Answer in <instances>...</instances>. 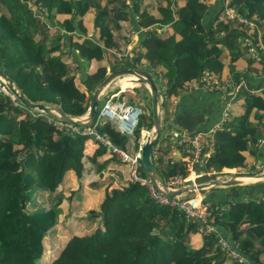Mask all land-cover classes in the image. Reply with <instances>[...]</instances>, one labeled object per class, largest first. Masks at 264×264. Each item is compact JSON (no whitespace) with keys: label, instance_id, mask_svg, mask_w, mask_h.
Instances as JSON below:
<instances>
[{"label":"trees","instance_id":"1","mask_svg":"<svg viewBox=\"0 0 264 264\" xmlns=\"http://www.w3.org/2000/svg\"><path fill=\"white\" fill-rule=\"evenodd\" d=\"M144 1L0 0V68L33 100L75 114L86 110L90 94L77 87L69 63L83 68L106 55L116 58L114 50L127 40L119 28H151L138 31L142 50L131 66L160 70L169 96L183 91L205 69L220 73L227 65L226 78L246 77L234 63L239 58L248 71L263 73L241 43L249 38L257 44L258 32L235 19L215 22L221 1ZM230 4L263 29L264 43V0ZM162 25L166 27L157 31ZM261 61L264 66L263 52ZM126 65L112 63L111 70ZM92 74L94 87L106 75L105 64L96 65ZM236 95L243 108L216 130L206 162L216 173L224 166L229 171L244 168L247 153L256 157L263 147L264 88L241 87ZM33 111L0 89V264H36L37 259L38 264H264V182L259 197L230 202L216 215L246 263L228 256L213 232L201 233L194 246L191 236L198 232V222L156 202L112 147L90 134L68 135ZM150 114L142 116L136 137L143 125L150 126ZM97 129L126 148L128 136L114 122L106 120ZM134 147H139L137 139ZM156 151L153 160L161 175L163 169L168 178L185 174V164L173 159L168 144L160 142ZM251 169L246 172L255 171ZM138 173L145 176L142 165ZM87 190H99L100 198L94 199L97 207L85 210ZM243 218L249 222L245 231L239 227ZM56 232L60 244L47 257V243Z\"/></svg>","mask_w":264,"mask_h":264},{"label":"built area","instance_id":"2","mask_svg":"<svg viewBox=\"0 0 264 264\" xmlns=\"http://www.w3.org/2000/svg\"><path fill=\"white\" fill-rule=\"evenodd\" d=\"M230 1L231 0H227L224 3V7L217 15L215 22L221 19H235L239 24L252 28L255 25L254 21L250 20L244 13H241L233 7L230 4ZM141 28L131 27L132 33L136 32L137 36L138 31L149 30V27ZM258 38L259 41L257 44L253 43L249 38H246V41H244L243 44L248 46L250 54L255 58L257 63H261L262 52L264 54V43H261L260 41V32H258ZM246 85L247 80L245 77L238 81H234L232 78H223V80L219 81L214 76H210L208 71H203L199 78L191 79L187 83V88L189 90L201 89L216 92L219 95L224 108L223 119H226L229 116L227 109L231 107V99L233 100L239 89L241 87H246ZM116 86L114 85L115 89L105 92V98L97 108V113L90 126L82 127L65 120L51 117L36 110V112L33 111L32 114L33 116L45 115L49 122L57 127H60L62 131L68 135L90 134L93 135L95 139L112 147V150L118 152L121 159L128 163L129 173L132 179L144 184L151 197L156 202L169 207H175L176 209L182 211L186 217L198 222L199 233H215L218 237V243L221 249L228 256L248 263V259L242 254L238 246L239 244L235 240L226 237L221 232L216 222V215H221L223 213L226 209L225 205L204 194H195L188 197H169L157 190L146 175L142 176L138 173V167L141 165L140 145L145 139L148 128L141 127L139 137H136L135 130L139 125L140 115L145 112V109H143L139 104L130 103L127 97L121 95V92L124 89H132L134 86L133 84L126 85L125 88H122L120 82L118 81ZM0 89L4 92L6 91V88L2 83H0ZM106 120L114 122L117 128L129 137V141L134 142L137 139L139 141L138 149H132L130 151L127 148V143L125 149L119 148L107 137H103L98 132L97 126ZM224 121L226 120H221L222 126ZM221 127L216 125L214 128L208 130L199 128L193 131L183 130L179 127L170 129L169 136L171 138V144L178 149L180 160L185 164L186 170L185 174L177 173L170 176L169 181H167L169 184L177 186L188 182H195L194 179L202 175L210 173L215 174V169L211 171L212 169L210 170L205 168V164L208 157L214 151L216 130ZM158 144L153 148V157L157 156L156 150L158 148ZM235 170L245 171L242 167Z\"/></svg>","mask_w":264,"mask_h":264},{"label":"water","instance_id":"3","mask_svg":"<svg viewBox=\"0 0 264 264\" xmlns=\"http://www.w3.org/2000/svg\"><path fill=\"white\" fill-rule=\"evenodd\" d=\"M244 11V8H240ZM133 76V83H141L146 86L151 108V123L144 141L140 145V162L146 177L161 193L169 197H188L195 194H207L216 188H226L240 185H255L264 182V167L257 171H223L215 176L198 182H188L181 185H171L165 181L157 170L153 160V148L158 144L160 134L164 126L169 123L165 119V97L160 85L155 81L154 73L141 66L126 65L110 70L98 81L91 91L88 106L80 114L70 113L61 109L58 105L36 101L29 97L18 87L14 79L0 68V82L5 86L7 93L16 98L21 105L29 110L40 111L51 117L65 120L79 126H90L97 113L99 103L107 88L114 79L123 76Z\"/></svg>","mask_w":264,"mask_h":264},{"label":"crops","instance_id":"4","mask_svg":"<svg viewBox=\"0 0 264 264\" xmlns=\"http://www.w3.org/2000/svg\"><path fill=\"white\" fill-rule=\"evenodd\" d=\"M210 1H211L210 4L213 5L214 3L220 0H210ZM163 28L165 27H162L161 29ZM161 29L159 28V31ZM237 60H241V58ZM243 63H244L243 60H241V63L237 66V69L240 72L243 71V73L247 74V76L245 77L247 80L246 87L252 91L262 90L264 88V80H262V78H264V70L262 74H258V71L257 72L248 71L247 68L242 67ZM255 67L259 70L264 69V66H261V63H256ZM124 79H127V78H124ZM124 79L119 81L122 88H125L126 85L134 84L130 79H127V81ZM250 85L252 88L249 87ZM113 86L114 85H110L108 88H111ZM139 90L144 91L143 88H140ZM107 91L108 89L106 90V92ZM133 91H134L133 89H124L121 92V95L127 97V95L129 93H132ZM169 97H171L170 98L171 100L168 99L169 106L171 108V113H170V116L167 117L166 116L167 108H165V119L170 122L167 123L162 129L158 143L162 142V144H168L169 154L173 157L174 160H178L180 159L178 149L174 145L171 144V138L169 136L171 128L179 127L187 131H193L199 128L208 130V129L214 128L216 125H219L221 127L222 126L221 120H227V118L223 119L224 118V108L220 101L219 95L216 92L201 90V89L189 90L188 88H185L183 91L177 94H173ZM149 105L150 104H148V106L145 107L146 111L144 112V114H147V115L150 114L151 108ZM234 106H236L240 110L243 108V105L242 103H240V101L239 102L234 101ZM149 118H151V114ZM142 127L149 128L146 125H143ZM134 142H131L128 139L127 144L128 146L133 144V149H135ZM262 145L263 147H261L262 149L260 148L259 153L256 157L249 153H247L246 155V160H247L246 165L247 166L251 164L254 165L255 167H251L252 165L250 167L254 168L255 171L261 170L264 167V163L261 166L260 164L256 163V161H252L253 158L259 161H261V159L264 158V143L263 142H262ZM250 161L251 163H249ZM205 168L210 169V170L212 169L211 171L214 170V168H209L207 164H205ZM227 169H231V168L224 166L221 172L227 171ZM261 184L262 183H259V185L255 184L252 187H250L251 185H240V187L234 186V188L230 190L229 189L223 190V188H216V189H212L213 191L210 190L205 195L211 197L212 199H216V201L226 206V205H229V203L226 202L227 199L231 200V202H235L237 200L247 201L249 200V198L256 199L257 197L261 195V192H262V187H260ZM90 194L92 196H96V198L97 197L100 198L99 190H96L95 192L90 193ZM248 225H249V222L245 218H243L241 222L239 223V227L244 229V231ZM219 229L221 230L223 234L226 233V235L224 234L226 237L231 239L229 230H227L222 225H221V228L219 226ZM191 241L194 246H198L201 242V233H199V231L194 233L191 236Z\"/></svg>","mask_w":264,"mask_h":264},{"label":"rangeland","instance_id":"5","mask_svg":"<svg viewBox=\"0 0 264 264\" xmlns=\"http://www.w3.org/2000/svg\"><path fill=\"white\" fill-rule=\"evenodd\" d=\"M221 1V4L218 5V7L216 8V10L214 11V13L216 15L219 14V12L223 9L224 7V3L227 1V0H220ZM206 3L210 4V0H205ZM144 3H149L150 5H155L157 3V0H145ZM133 17L136 18V16L133 14ZM162 27H166V25H162ZM143 28V27H142ZM141 28V29H142ZM159 28L161 29V27H157V31H159ZM149 29H151L149 27ZM252 29H255L257 32H260L262 33L263 32V29H261V27L259 25H257V23H255V25L252 27ZM121 36L124 37L125 35V38L127 37V40L125 41V43L122 44V46L120 48H117L116 50H114L115 54H116V58H114L112 55H109V56H104V58L101 60V61H97V62H94L92 61L91 63H86L85 66L83 68H80V67H74V64L73 62L71 61L69 63V67L70 69H74V73H75V78H74V81L77 85V87H79L81 90H84L86 92V94H91V91L93 90V84L94 81L93 80V77H91V75H93L92 73L94 72L95 70V67L96 65H99V64H105V69H106V73L109 72L111 70V65L112 63H116V62H120V63H125L127 65H136L137 64V55H138V52L142 50L141 48V41L138 39V37L136 36V32L132 33V30H131V26H129L128 28V31L126 29H121L119 28V31H118ZM90 33H88L87 36H90ZM244 41H246V39H242L241 40V43H243ZM245 45V44H244ZM66 57V56H65ZM67 59L70 61L71 57L70 56H67ZM80 60L81 61H85L84 58L80 57ZM234 63L237 64V66L241 63V60H236ZM256 65V64H255ZM143 67V66H141ZM146 67V66H145ZM237 68V67H236ZM155 77H156V82L160 85L161 89L163 90L164 92V97L166 98L165 99V108H167L166 110V116L169 117L170 116V113H171V108L169 106V100H171L167 93H166V89L168 88V84L166 82H164L165 78L162 77L161 75V72L160 70H152L150 69ZM230 68L226 65L225 68L222 70V72L220 73H217V72H214V71H211V70H208V69H205L204 71H208L210 73V76H214L215 78H217L219 81L223 80V78H226L225 77V74H227L229 72ZM125 76V75H123ZM123 76H120L116 79H114V81L111 82L110 85H115L117 84V82L119 81V78L123 77ZM157 77L159 78V80H157ZM88 79V80H87ZM1 83V82H0ZM132 85V84H131ZM134 87L132 88L134 91L132 93H129L127 95V99L130 103H136V104H139L140 106H142L143 109H145L146 106H148V104L150 103L149 102V97H148V91L146 89V86L144 84H140V83H134L133 84ZM117 88V86H116ZM140 88H143L144 91H140L139 89ZM108 90H111V89H115V87H111V88H107ZM7 92V91H5ZM146 96V97H144ZM168 96V97H167ZM105 98V94L103 95L101 101L99 104L102 103L103 99ZM145 100H144V99ZM147 99V100H146ZM169 99V100H168ZM234 101H238L239 102V98L238 96L236 95L234 97V99L232 100L231 99V107L227 109L228 111V114H229V117H232L237 111H239L240 109L237 108L236 106H234ZM147 102V103H146ZM241 103V102H240ZM146 111V110H145ZM144 114V113H143ZM143 114L140 115V121L142 119V116ZM264 117H261L260 120L264 121L263 120ZM3 126H5L6 124L5 123H2ZM138 127V126H137ZM105 137V136H103ZM129 139V137H128ZM262 142L264 143V139L262 140ZM130 151L133 149V144H131L130 146L127 147ZM176 156V155H175ZM179 160V159H178ZM252 161H256V163L260 164L261 166L263 165L264 163V158L261 159V161L259 160H255V158L252 159ZM259 161V162H258ZM251 163V161L249 162ZM255 164V163H254ZM252 165V164H251ZM245 165L243 169H245V171H249V170H252L251 167H255L254 165ZM257 165V164H256ZM251 166V167H250ZM159 167V166H158ZM160 169V167H159ZM235 169H238L235 168ZM234 169V171H236ZM254 169V168H253ZM215 171V170H214ZM110 172H117V171H114V170H110ZM237 172V171H236ZM120 173V172H118ZM162 175L167 179V181H169V178L167 177V172L165 169H163L161 171ZM216 174H209V175H202L200 177H197L194 179L195 182H198V181H201V180H205L207 179L208 177H212V176H215ZM99 179L102 181L103 179H105V176L104 175H100L99 176ZM69 184V183H68ZM118 182L116 183H113V186L114 185H117ZM213 191V190H212ZM87 192H89V190H87ZM90 193V192H89ZM93 193V192H92ZM88 194V193H87ZM86 194V195H87ZM85 195V196H86ZM84 196V197H85ZM95 197L96 196H92L90 194V196L86 197V201L83 203V205L85 206V210L86 209H89L91 207H97V202L95 204ZM227 203H230L231 200L227 199L226 200ZM64 230V228H62ZM62 230V231H63ZM64 232V231H63ZM60 239V233L56 232V236L53 238V239H50L47 243V248L49 249L47 251V253L45 254L47 257L50 256V252L52 251L53 247L52 246H57L59 245L60 243H57L56 242ZM51 247V248H50ZM44 255V256H45ZM45 259V258H44ZM39 263V259L36 260V264Z\"/></svg>","mask_w":264,"mask_h":264},{"label":"bare ground","instance_id":"6","mask_svg":"<svg viewBox=\"0 0 264 264\" xmlns=\"http://www.w3.org/2000/svg\"><path fill=\"white\" fill-rule=\"evenodd\" d=\"M124 78L130 79V80L132 81V79H133V76H130V75H125V76H123V77L119 78V81H120V80H122V79H124ZM127 79H124V80H126V81H127ZM230 171H234V170H230ZM191 176H192V175H191Z\"/></svg>","mask_w":264,"mask_h":264}]
</instances>
